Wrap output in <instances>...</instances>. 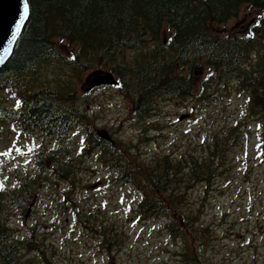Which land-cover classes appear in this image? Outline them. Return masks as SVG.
Listing matches in <instances>:
<instances>
[{
	"label": "trees",
	"instance_id": "obj_1",
	"mask_svg": "<svg viewBox=\"0 0 264 264\" xmlns=\"http://www.w3.org/2000/svg\"><path fill=\"white\" fill-rule=\"evenodd\" d=\"M27 3L26 24L0 68V130L3 124L13 122L24 132L57 141H64L70 131H81L86 141L81 155L99 160L108 183L127 186L138 194L132 206L137 221H161L162 231L172 242L165 251V255L168 251L174 256L172 264H207L202 246L210 234L197 224V211L192 209L193 198L187 190L197 182L205 188L211 184L225 163L223 153L235 141L231 137L240 127L231 126L222 139L212 136L196 153L183 150L172 156L169 152L144 156L135 141L119 140L106 126L108 137L95 133V115L82 108L76 87L85 71H108L132 102L131 114L139 122L149 117L160 101L194 97L192 100L204 103L222 93H243L242 119H256L264 149V0ZM242 6L255 10L259 17L237 30L217 29L238 16ZM196 65L208 71L199 83L192 80ZM214 84L218 93L209 98ZM6 90L13 94L9 104L3 95ZM80 160L79 155L67 158L57 151L42 150L33 175L22 177L11 194L0 190V264H57L47 249L44 232L46 211L50 212V202L58 198L47 196L43 219L35 217L20 235L7 216L13 208L21 209L22 216L26 210L39 215V186L48 181H67L71 189L63 191V196L73 207L77 224L97 234L99 248L124 243L125 229L113 228L112 220L107 221L101 211L82 207L74 197ZM62 203L57 201L58 206Z\"/></svg>",
	"mask_w": 264,
	"mask_h": 264
},
{
	"label": "rangeland",
	"instance_id": "obj_2",
	"mask_svg": "<svg viewBox=\"0 0 264 264\" xmlns=\"http://www.w3.org/2000/svg\"><path fill=\"white\" fill-rule=\"evenodd\" d=\"M239 10L238 16L228 19L217 29L237 30L257 16L256 11L247 6ZM59 46L64 48L60 50L67 55L68 50ZM193 69L196 72L192 78L194 83L205 80L208 73L206 69L199 65ZM98 71L89 69L78 81L77 97L82 102V108L86 105L87 111L90 109L92 114L99 115L98 124L106 122L111 128H116L113 136L118 134L120 138L138 140L147 117L140 123L134 119L132 106L117 85L90 88L89 79ZM218 89L214 84L208 93L209 98L217 94ZM198 91L196 89L194 93ZM4 95L9 100L11 93L4 91ZM193 98L158 103L150 124L160 127L163 132L160 137L145 142L142 152L146 155L169 152L171 156L183 150L196 153L201 145L206 147L204 144L211 141L212 136L224 138L230 126H240L246 122V125L238 128L246 131L249 124V133L246 131L245 135L244 131L235 132L231 137L235 141L223 153L225 163L211 184L205 188V185L197 182L187 191L193 198L192 209L197 211V224L205 226L206 233L210 234V239L204 240L202 246V257L208 261L207 264H264V157L255 134L257 127L255 123L253 125L252 119L243 121L245 99L239 93H222L204 103ZM80 132L75 129L64 141L56 143L60 153L67 155V158L71 155L81 156L73 195L79 199L82 207H95L105 218L120 222L128 234L124 243L103 251L98 248L97 234L77 224L71 214L73 207L68 206V200L63 196V191L71 189L67 181L42 183L39 186L40 214L31 215L30 212L23 219V211L13 208L7 214L10 226L20 235L26 230V224L31 225L35 217L43 219L49 213L44 235L47 236V249L53 252L57 264H172L171 257L165 255V251L172 245L161 229V221L153 219L139 223L136 220V214L130 207L136 198L135 194L129 188L103 183L101 166L87 159L85 153L81 155L86 141L82 140ZM36 147L34 137L17 131L12 125L3 124L0 130L1 190L11 194L10 190L17 185V175L35 171L31 154ZM47 196L51 199L56 197L57 201L60 199L63 203L58 206L57 201L53 204L51 201L50 212L46 211L42 215L48 205ZM228 257L232 260L223 259Z\"/></svg>",
	"mask_w": 264,
	"mask_h": 264
},
{
	"label": "water",
	"instance_id": "obj_3",
	"mask_svg": "<svg viewBox=\"0 0 264 264\" xmlns=\"http://www.w3.org/2000/svg\"><path fill=\"white\" fill-rule=\"evenodd\" d=\"M28 13L26 0H0V68L11 55ZM113 83V77L108 74H97L89 81L90 86Z\"/></svg>",
	"mask_w": 264,
	"mask_h": 264
},
{
	"label": "bare ground",
	"instance_id": "obj_4",
	"mask_svg": "<svg viewBox=\"0 0 264 264\" xmlns=\"http://www.w3.org/2000/svg\"><path fill=\"white\" fill-rule=\"evenodd\" d=\"M44 67H46V66H44ZM51 67V66H50ZM39 75V74H38ZM36 77V76H35ZM155 101V100H154ZM243 117H244V115H243ZM261 139V138H260Z\"/></svg>",
	"mask_w": 264,
	"mask_h": 264
}]
</instances>
